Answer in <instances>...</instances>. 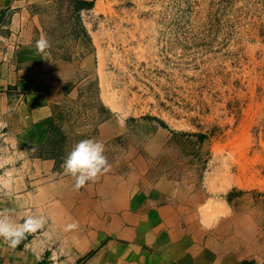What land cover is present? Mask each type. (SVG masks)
Instances as JSON below:
<instances>
[{
  "label": "rangeland",
  "instance_id": "1",
  "mask_svg": "<svg viewBox=\"0 0 264 264\" xmlns=\"http://www.w3.org/2000/svg\"><path fill=\"white\" fill-rule=\"evenodd\" d=\"M13 27L26 40L18 57L50 89L34 105L41 120L0 122V210L47 217L20 264H71L86 239L127 222L130 198L137 208L163 183L205 231L253 245L264 264V0H38ZM86 138L111 167L77 191L62 165Z\"/></svg>",
  "mask_w": 264,
  "mask_h": 264
},
{
  "label": "crops",
  "instance_id": "2",
  "mask_svg": "<svg viewBox=\"0 0 264 264\" xmlns=\"http://www.w3.org/2000/svg\"><path fill=\"white\" fill-rule=\"evenodd\" d=\"M34 1L38 0H0V122L6 125L20 111V116L24 120L29 118L30 123L41 120L46 113L45 109L34 107L40 105V89L50 90L48 85L41 84L45 75L33 60L24 64L23 57H18L19 48L26 42L24 31L7 28L9 16ZM25 100L33 104L28 110ZM96 183L88 184L98 189ZM160 186H152L142 194L137 208L130 198L128 208L124 209L127 222L97 231L101 235L86 239L79 245L81 255L71 264H261L253 245L238 237L232 242L222 234L205 231L196 206L179 198L177 189L172 192L168 188L169 183ZM221 205L216 207L221 210ZM84 209L87 216H93L94 212L98 217L105 216L104 212L99 215L98 210L91 212L86 206ZM82 211L83 208H78V212ZM116 212L119 213L118 207ZM65 215L72 212L66 211ZM67 234V239L72 238V232ZM28 235L15 249L0 239V264L23 261V255L29 254L32 247Z\"/></svg>",
  "mask_w": 264,
  "mask_h": 264
},
{
  "label": "clouds",
  "instance_id": "3",
  "mask_svg": "<svg viewBox=\"0 0 264 264\" xmlns=\"http://www.w3.org/2000/svg\"><path fill=\"white\" fill-rule=\"evenodd\" d=\"M39 54H47L51 42L46 36H41L35 42ZM63 171L66 175L75 178V188L86 186L95 181L99 175L107 172L111 165L106 155L105 144L95 138H86L78 141L67 154L63 162ZM47 217L42 214H32L24 218L23 223L16 222L7 209L0 210V239L8 247L15 249L29 233H34L45 227ZM79 228L78 221H72L64 227L65 232Z\"/></svg>",
  "mask_w": 264,
  "mask_h": 264
}]
</instances>
